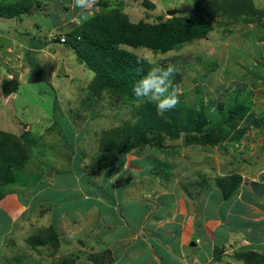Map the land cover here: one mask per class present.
I'll return each instance as SVG.
<instances>
[{
    "label": "rangeland",
    "instance_id": "374dc122",
    "mask_svg": "<svg viewBox=\"0 0 264 264\" xmlns=\"http://www.w3.org/2000/svg\"><path fill=\"white\" fill-rule=\"evenodd\" d=\"M200 1L203 0H96L86 12L91 19L98 14L101 5H109L108 11L112 5H119L131 22L153 23L160 17H169L166 15L169 9L196 14L198 10L214 5L199 4ZM219 1L223 8V0ZM236 1L241 7L230 20L221 22L218 15L209 19L214 30L205 39L166 54L126 46L121 48L164 66H178L179 71L172 77L179 101L176 106L198 110L202 98L210 124L221 122L229 109L241 103L250 106L248 116L236 128L224 130L220 146L210 150L193 146L181 150L179 156L146 149L140 155H126L122 170L115 174L106 169L104 173L102 171L111 155L100 156V140L104 132L132 122L133 109L126 103L111 104L108 101L95 107L82 106L80 96L76 98V90H87L86 83L91 81L93 72L70 48L57 43L59 39L54 41L58 35L60 38L65 31L84 23L79 19L81 10L73 7V0H37L21 20L0 18V78L13 75L20 80L18 92L6 102L0 94V130L19 137L30 157L24 168L13 172L15 183L0 187V264H54L63 258L67 259V264H90L94 259L91 260L87 252L92 242L102 244L108 235L119 234L120 237L126 234L129 227L120 224L123 216L131 229L136 230L139 222H135L144 213L143 209L151 215L162 199V207L166 209L163 211L170 209L171 216H177L179 222L182 219L184 222L186 216L179 205H175L177 198L182 202L181 207L186 199L187 209L192 206L190 203L193 204L199 213L197 219L203 207L206 215L216 211L221 213L218 189L211 191L208 201L205 191L197 194L187 191L200 187L203 178H212L216 186L218 176L225 178L243 173L246 166L256 173V177L248 178V184L240 190L242 194H248L253 186L251 182L258 181L260 173L257 171L264 169V0ZM195 4H198L197 8ZM36 23L40 29H35ZM38 30L41 31L37 33ZM36 42L41 48L31 50L29 45ZM34 66L44 72L46 80H40L39 76V80L36 77L30 81L37 72ZM56 98L57 107L54 106ZM255 118L258 126L252 124ZM245 127L248 131L236 141L234 132ZM176 144L165 142L166 146ZM178 144L182 147L180 142ZM235 157L242 161L241 164H234ZM157 158L175 164L171 169L173 174L170 173V179L165 182L159 174H149ZM247 174L250 176V171ZM165 193L166 196L160 198ZM260 195L264 199V193ZM189 196H193L192 200ZM127 200L144 208L134 209L133 203H127L134 209L129 213L123 205ZM170 202L171 208L167 209ZM67 209L72 213H67ZM107 214L106 222L119 223L118 227H111V223L103 225L109 226L111 231L108 232L98 226L99 219ZM160 220V215L145 219V227ZM194 221L195 229L200 230L201 219ZM51 225L58 227L62 236L55 238L46 232L50 244L40 252L33 251L29 238L40 235ZM181 227L166 225L157 232L164 240L170 238L171 242L172 239L176 242ZM171 233H174L173 237ZM175 246L172 244L171 248L176 250ZM189 246L187 251L196 249ZM198 246L202 253H210L208 241L203 240ZM121 247L123 245L119 244L114 251L116 256L122 255ZM95 248L99 249V246ZM79 253L82 258L77 259ZM45 259L47 261L43 263ZM126 260L127 257L122 259V263Z\"/></svg>",
    "mask_w": 264,
    "mask_h": 264
},
{
    "label": "trees",
    "instance_id": "16d2710c",
    "mask_svg": "<svg viewBox=\"0 0 264 264\" xmlns=\"http://www.w3.org/2000/svg\"><path fill=\"white\" fill-rule=\"evenodd\" d=\"M10 1L0 0V18L17 17L21 20L22 15L31 10L37 2V0ZM200 3L214 5H208L202 11L197 9L196 14L193 11L183 12L180 10V13L173 17H160L153 23L145 20L133 23L128 15L121 11L119 5H112L110 11H108L109 5H101L98 14L85 21L81 26L73 27L69 32L62 31L64 33V35L61 34L64 36L63 42L59 35L54 39V41L59 39L56 40L57 43L70 48L79 61L93 72L91 81L86 83L88 84L87 90L82 86L83 91L76 90V98L80 96L82 106L95 107L100 102L108 101L111 104L126 103L133 109L132 122H125L118 128L108 130L102 135L99 154L104 157L111 155L108 162L104 160L103 173L105 169L111 174L121 171L126 155H140L146 149L154 148L159 153L179 156L181 150L193 146L208 150L220 146L224 130L236 128L239 122L250 113L251 108L247 106L248 103L237 104L228 110L227 116L221 122L210 124L205 114L202 98L199 99L200 108L198 110L179 105L159 113L155 104L138 100L133 94L134 84L148 72L150 66L145 62H138V58L141 56L126 48H121V46L147 49L156 54H166L196 40L205 39L214 30V24L209 19L218 15L221 22L230 20L241 7L236 0H223V8L219 0H203ZM197 5L195 4L196 8ZM151 8H154V5ZM35 29H40L38 23H36ZM39 31L41 30H38L37 33ZM36 43L29 45L31 50L41 48L38 42ZM33 68L38 72V75L36 72L37 76L30 77V81L35 80L36 77L39 80V76H41L40 80H46L43 71L35 66ZM19 88L20 80L16 76L0 78V94L5 102L8 97L17 93ZM57 103L58 98L55 100V107H57ZM252 124L258 126L259 122L255 118ZM247 131L248 127L235 131L236 141H239ZM167 141L177 144L176 146H166L165 142ZM178 142L182 144V147L178 146ZM29 159L25 146L19 142V137L0 130L1 188L15 183L13 172L24 168L23 166ZM241 162L238 160L235 163L239 165ZM153 165L149 174L152 176L159 174L163 182L170 179V173L173 174L171 169L175 167L174 162H169L164 158H157ZM109 168L113 170L110 171ZM127 170L130 171V169ZM262 178L264 180V175ZM88 180L93 182L91 177H88ZM92 184L99 188L95 181ZM241 184L242 177L239 174L216 179V186L225 200L235 196ZM203 186L209 188L207 184ZM196 189L200 190V187H196ZM193 192L195 190L187 191L188 194ZM54 231L56 232V230L45 229L40 235L30 237L29 243L31 244L29 245L32 250L40 252L42 248L50 244L46 232L58 238ZM215 254V256H220L218 250ZM106 256L107 252L92 255L90 258L94 261L92 260L90 264H104ZM238 259L244 260L248 264H264V255L254 252H242L238 254ZM46 261L47 259L43 260V263ZM54 264H67V259L63 258L62 261Z\"/></svg>",
    "mask_w": 264,
    "mask_h": 264
},
{
    "label": "crops",
    "instance_id": "0c3cea01",
    "mask_svg": "<svg viewBox=\"0 0 264 264\" xmlns=\"http://www.w3.org/2000/svg\"><path fill=\"white\" fill-rule=\"evenodd\" d=\"M238 160L239 159L235 157V162H238ZM235 162L234 164H236ZM248 171L251 173L250 176L247 174ZM261 171L263 174H261ZM257 172L260 173L259 176H257L258 181L253 180V182H251L253 183V186L248 194H242L240 190L241 188H244L245 184H248L247 181L250 177H256V173L253 172V169L249 166H246L243 173H239L242 177V184L235 196L229 200H225L219 192V198L221 199L219 200L221 202V213L216 211L214 214L206 215L205 208L203 207L202 212L197 219V214L199 213L193 208V204L190 203L192 206L187 209L188 200L186 199L183 201V203H185L184 207H181L182 202H179L180 198H177V200H174V203L176 206L177 204L179 205L182 214H185L186 216L184 222L183 219L179 222L176 218L177 216H171L169 213L170 209L168 211H163L166 209L162 207V199L159 207H157L155 212L151 215L148 214L146 209H143L144 213L136 219L135 223L139 222V227L136 230L131 229V224H127L125 217L122 215L123 218L121 219L120 224L121 222L126 224L127 227H129V231L120 237L118 236L119 234L114 236L118 240L113 236L108 235L109 238L105 239V242H102V244L98 241L95 243L92 242L93 247L91 246V248L88 249L87 255L90 257L92 255L107 252L104 264H248L244 260L238 259V254L242 252H254L264 255V199H262V195H260V193H264V180L262 178L264 175V169ZM219 177L221 176H218L217 178ZM202 181L200 190L194 188L193 190H195V192L193 193L197 194L199 191L207 192L206 201H208L210 200L209 194H211V191L218 188L213 185L212 178H203ZM204 184H207L209 188H205L203 186ZM195 185L198 184L195 183ZM162 196H166V193L162 194L160 198H162ZM191 197L193 196L188 197L189 200H192ZM172 202H170L167 209L169 207L171 208ZM127 203H133L132 205L134 209H137L138 207L144 208L141 204L138 205V203L127 200L123 205H126V210L129 213H133L134 211L132 210L134 209ZM222 211L225 213H222ZM66 212L72 213L71 210L68 209ZM120 212L119 214H121ZM108 215L109 214L99 219L98 226L101 227L102 231H111V229L108 228L109 226H103L105 224H113L110 225L111 227L119 226L118 222H116L118 225H114L115 222L112 221L106 222L105 218ZM157 215L161 216V220L154 222L150 227H145V219H155ZM199 219H201V225H199L200 230H196V222L194 220ZM166 225L182 226L180 229V236L177 238L176 242L173 239L171 242L170 238L166 241L159 237L157 230ZM49 229L56 230V232H54L55 235H58L57 237L62 236V231H60L58 227L51 225V227L49 226ZM173 234L174 233H171V237H173ZM203 240L209 242L210 253L208 255L202 253L198 246ZM189 243H191L193 248H196L194 251H187ZM193 243H195V245H193ZM119 244L123 245V247H121L123 248V253L120 256H116L114 251L119 248ZM172 244H176V250L171 248ZM98 246L99 249H96L95 247ZM216 250L219 251L220 256H215ZM80 255L81 253H79L77 259L82 258ZM125 257H127V260L122 263V259ZM169 259L171 262H168Z\"/></svg>",
    "mask_w": 264,
    "mask_h": 264
},
{
    "label": "clouds",
    "instance_id": "9594fccd",
    "mask_svg": "<svg viewBox=\"0 0 264 264\" xmlns=\"http://www.w3.org/2000/svg\"><path fill=\"white\" fill-rule=\"evenodd\" d=\"M95 2L96 0H73V7L81 10L79 16L81 22L89 19L86 10ZM62 38L64 36L61 35L60 39ZM138 62H145L150 67L134 84L132 89L134 96L138 100L155 104L158 112L174 108L179 101L172 77L179 71L178 66L175 64L164 66L148 57H139Z\"/></svg>",
    "mask_w": 264,
    "mask_h": 264
},
{
    "label": "water",
    "instance_id": "95a60500",
    "mask_svg": "<svg viewBox=\"0 0 264 264\" xmlns=\"http://www.w3.org/2000/svg\"><path fill=\"white\" fill-rule=\"evenodd\" d=\"M178 13H180V10H178L177 8L169 9L166 11V15L169 17H173V16L177 15ZM48 174L51 175V172H48ZM193 245H195V243H193Z\"/></svg>",
    "mask_w": 264,
    "mask_h": 264
},
{
    "label": "built area",
    "instance_id": "2783aa9c",
    "mask_svg": "<svg viewBox=\"0 0 264 264\" xmlns=\"http://www.w3.org/2000/svg\"><path fill=\"white\" fill-rule=\"evenodd\" d=\"M61 41L63 42L64 41V38H62Z\"/></svg>",
    "mask_w": 264,
    "mask_h": 264
}]
</instances>
